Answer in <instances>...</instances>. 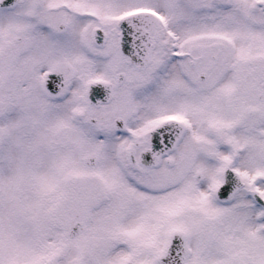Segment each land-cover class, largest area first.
<instances>
[{"label":"snow or ice","instance_id":"6c2138e0","mask_svg":"<svg viewBox=\"0 0 264 264\" xmlns=\"http://www.w3.org/2000/svg\"><path fill=\"white\" fill-rule=\"evenodd\" d=\"M0 264H264V0H0Z\"/></svg>","mask_w":264,"mask_h":264}]
</instances>
